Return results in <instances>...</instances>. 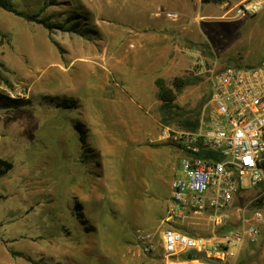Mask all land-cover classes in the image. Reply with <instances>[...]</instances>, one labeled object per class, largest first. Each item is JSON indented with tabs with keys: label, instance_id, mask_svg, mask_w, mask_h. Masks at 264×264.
Segmentation results:
<instances>
[{
	"label": "rangeland",
	"instance_id": "1",
	"mask_svg": "<svg viewBox=\"0 0 264 264\" xmlns=\"http://www.w3.org/2000/svg\"><path fill=\"white\" fill-rule=\"evenodd\" d=\"M225 1L11 0L43 23L0 8V159L12 163L0 178V264L153 263L128 251L135 229L167 227L187 154L171 136L206 128L209 71L264 57V6L234 17L238 0ZM177 78L175 112L198 118L192 131L159 113L156 81ZM233 207L224 232L204 216L175 222L199 235L236 230L238 208L264 211V183ZM236 252L197 259L264 264V225Z\"/></svg>",
	"mask_w": 264,
	"mask_h": 264
},
{
	"label": "built area",
	"instance_id": "2",
	"mask_svg": "<svg viewBox=\"0 0 264 264\" xmlns=\"http://www.w3.org/2000/svg\"><path fill=\"white\" fill-rule=\"evenodd\" d=\"M234 6V17L251 16L262 9L264 0H238ZM166 17L175 20L177 15L167 12ZM208 83L211 105L206 128L171 136L187 154L170 183L165 223L204 216L212 228H219L231 216L241 192L264 183V57L250 66L229 63L213 69ZM237 210L239 228L222 236L212 232L210 237H191L172 228H137L129 256L152 257V264H201L198 256L224 261L245 240L255 241L264 225L263 210L249 215L245 207Z\"/></svg>",
	"mask_w": 264,
	"mask_h": 264
},
{
	"label": "trees",
	"instance_id": "3",
	"mask_svg": "<svg viewBox=\"0 0 264 264\" xmlns=\"http://www.w3.org/2000/svg\"><path fill=\"white\" fill-rule=\"evenodd\" d=\"M202 4H209V3H220L223 2L225 0H200ZM0 8L4 11H7L13 15L19 16V17H23L27 20H31V21H37L38 23H43L42 20H38L37 16H27L25 14H23L22 12H19L15 9L13 3L11 2V0H0ZM235 65L237 67H240L241 64L239 63H235ZM250 66V65H247ZM185 85V82L179 78L175 79L172 83H171V87L167 86L163 80H157L156 81V87H157V98L160 102V106H159V113L162 116V123L164 124H168L169 121L173 120L175 117H177L176 119V123L178 124V126H180L183 129L186 130H195L198 127L199 124V120L198 118H182L180 115H178L175 110L178 109V107L174 104V95L176 93H178L182 87ZM185 155V153H184ZM261 167L264 171V161L261 163ZM12 169V163L4 160V159H0V178L4 175H6L10 170ZM167 227L166 228H172L174 230H177L181 233H184L188 236L191 237H210V235H199L197 233H195L194 230L186 227V225H181L178 224L177 222H167ZM227 226H220L218 228V233L220 232H224L225 229H227ZM220 230V231H219Z\"/></svg>",
	"mask_w": 264,
	"mask_h": 264
},
{
	"label": "crops",
	"instance_id": "4",
	"mask_svg": "<svg viewBox=\"0 0 264 264\" xmlns=\"http://www.w3.org/2000/svg\"><path fill=\"white\" fill-rule=\"evenodd\" d=\"M197 3H198L199 6H229V2L228 1H223V2H220V3L202 4L200 0H197ZM176 150H178V152H180L182 154V150H179V149H176ZM150 218H157V221H156L157 223L160 222V221L162 223L164 222V219L161 218V215H159V216H153L152 215ZM154 230L156 231V229H154ZM210 234H212V233H210ZM236 251H237L236 253H238L240 251V247H238L236 249Z\"/></svg>",
	"mask_w": 264,
	"mask_h": 264
}]
</instances>
